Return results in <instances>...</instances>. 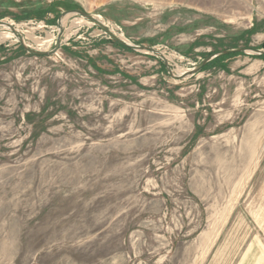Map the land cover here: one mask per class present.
I'll return each instance as SVG.
<instances>
[{"label": "rangeland", "instance_id": "1", "mask_svg": "<svg viewBox=\"0 0 264 264\" xmlns=\"http://www.w3.org/2000/svg\"><path fill=\"white\" fill-rule=\"evenodd\" d=\"M2 33L0 264H264V0H0Z\"/></svg>", "mask_w": 264, "mask_h": 264}, {"label": "trees", "instance_id": "2", "mask_svg": "<svg viewBox=\"0 0 264 264\" xmlns=\"http://www.w3.org/2000/svg\"><path fill=\"white\" fill-rule=\"evenodd\" d=\"M110 43L119 48V49H122V50H125V51H131L130 49L124 47L123 45L119 44L118 42L116 41H110ZM235 45V44H233ZM235 48V46H229L227 49H233ZM217 49L213 50V52L209 53L207 56H205L206 58L211 56V55H214L217 53ZM239 53H231V54H227V55H222V56H219V57H216L214 58L213 60H211L210 62H208L207 64H205L203 66V70H208V69H215V70H225L226 69V66L223 65V62L230 58V57H233V56H236L238 55ZM258 59H261L264 61V55H260V56H257Z\"/></svg>", "mask_w": 264, "mask_h": 264}, {"label": "water", "instance_id": "3", "mask_svg": "<svg viewBox=\"0 0 264 264\" xmlns=\"http://www.w3.org/2000/svg\"><path fill=\"white\" fill-rule=\"evenodd\" d=\"M75 13H77V14H81L80 12H75ZM86 18H87L88 20L94 22L98 27L103 28V25L100 24V23H98L97 21H95L93 18H91V17H86ZM113 40L116 41V42H118L119 44L123 45L124 47L130 49V50H135V49H137L135 46L130 45V44H127V43H124L123 41H120V40H118V39H116V38H113ZM239 52H243V50L237 48V49H229V50H225V51H222V52H218V53H216V54H214V55H211V56L207 57V58L204 60V63L201 64V67H203L205 64H207L208 62H210L211 60H213V59L216 58V57H219V56H222V55L231 54V53H239ZM260 55H264V53H261V52H260V53H259V56H260Z\"/></svg>", "mask_w": 264, "mask_h": 264}, {"label": "bare ground", "instance_id": "4", "mask_svg": "<svg viewBox=\"0 0 264 264\" xmlns=\"http://www.w3.org/2000/svg\"><path fill=\"white\" fill-rule=\"evenodd\" d=\"M94 20L97 21V22H99L100 24L103 23L100 19H98V18H96V17H95ZM88 25H89V24H88ZM8 39H10V36H9L8 34H6V33H2V34H0V42L6 41V40H8Z\"/></svg>", "mask_w": 264, "mask_h": 264}]
</instances>
